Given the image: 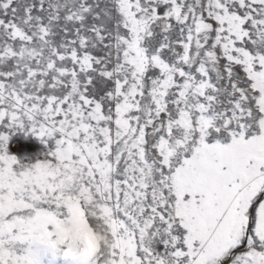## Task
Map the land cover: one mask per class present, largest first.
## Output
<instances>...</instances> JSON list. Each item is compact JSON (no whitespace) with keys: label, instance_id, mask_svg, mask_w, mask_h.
<instances>
[{"label":"snow or ice","instance_id":"6c2138e0","mask_svg":"<svg viewBox=\"0 0 264 264\" xmlns=\"http://www.w3.org/2000/svg\"><path fill=\"white\" fill-rule=\"evenodd\" d=\"M0 264H264V0H0Z\"/></svg>","mask_w":264,"mask_h":264},{"label":"rangeland","instance_id":"374dc122","mask_svg":"<svg viewBox=\"0 0 264 264\" xmlns=\"http://www.w3.org/2000/svg\"><path fill=\"white\" fill-rule=\"evenodd\" d=\"M10 150L20 157H35L44 150V146L33 137H25L22 133H17L11 141Z\"/></svg>","mask_w":264,"mask_h":264},{"label":"clouds","instance_id":"9594fccd","mask_svg":"<svg viewBox=\"0 0 264 264\" xmlns=\"http://www.w3.org/2000/svg\"><path fill=\"white\" fill-rule=\"evenodd\" d=\"M86 242H87V253L88 255H94L98 250L100 245L103 243L101 235L99 232L93 234L92 232H86Z\"/></svg>","mask_w":264,"mask_h":264}]
</instances>
